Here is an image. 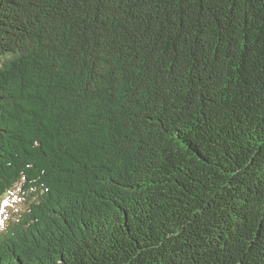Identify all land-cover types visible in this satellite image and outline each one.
Listing matches in <instances>:
<instances>
[{"label":"trees","instance_id":"1","mask_svg":"<svg viewBox=\"0 0 264 264\" xmlns=\"http://www.w3.org/2000/svg\"><path fill=\"white\" fill-rule=\"evenodd\" d=\"M1 218L0 264H264V0H0Z\"/></svg>","mask_w":264,"mask_h":264},{"label":"rangeland","instance_id":"2","mask_svg":"<svg viewBox=\"0 0 264 264\" xmlns=\"http://www.w3.org/2000/svg\"><path fill=\"white\" fill-rule=\"evenodd\" d=\"M19 206H21V199L18 198L17 194H12L10 196V198H8L6 201H5V204H4V212L5 215H8L10 213V211H14L16 210ZM3 218V217H2ZM1 218V221H0V227L3 226L2 222H3V219Z\"/></svg>","mask_w":264,"mask_h":264},{"label":"bare ground","instance_id":"3","mask_svg":"<svg viewBox=\"0 0 264 264\" xmlns=\"http://www.w3.org/2000/svg\"><path fill=\"white\" fill-rule=\"evenodd\" d=\"M3 224V223H2Z\"/></svg>","mask_w":264,"mask_h":264}]
</instances>
